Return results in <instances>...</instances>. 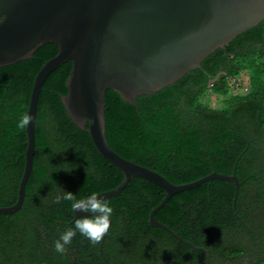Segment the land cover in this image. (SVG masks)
I'll return each mask as SVG.
<instances>
[{
  "label": "trees",
  "instance_id": "16d2710c",
  "mask_svg": "<svg viewBox=\"0 0 264 264\" xmlns=\"http://www.w3.org/2000/svg\"><path fill=\"white\" fill-rule=\"evenodd\" d=\"M57 52L48 43L30 59L0 68V207L17 200L27 141L17 123L27 113L37 72ZM71 66L62 63L41 86L24 198L16 212L0 214V264H106L99 244L78 232L66 254L54 251V242L76 219L72 202L53 203L55 197L65 190L85 199L123 180L65 112L61 96L67 94ZM243 75L248 90L234 93ZM136 102L137 109L106 90L105 137L111 149L173 184L235 170V213L230 181L213 179L173 194L154 217L193 244L191 253L188 245L148 224L164 190L133 177L105 199L114 211L104 256L111 264H264V21L209 54L198 69Z\"/></svg>",
  "mask_w": 264,
  "mask_h": 264
},
{
  "label": "water",
  "instance_id": "95a60500",
  "mask_svg": "<svg viewBox=\"0 0 264 264\" xmlns=\"http://www.w3.org/2000/svg\"><path fill=\"white\" fill-rule=\"evenodd\" d=\"M0 14V68L30 59L45 44L58 48L34 78L27 110L33 119L25 129V163L17 200L12 206L0 207V214L10 215L21 207L35 153L41 86L50 72L67 61L72 66L67 94L61 96L65 112L76 127L89 134L97 152L123 175L116 188L98 194L101 198L118 195L133 177L162 188L165 196L150 210L148 224L188 245L191 253L196 248L193 244L154 217L173 194L213 179L230 181L236 188L235 213V170L230 175L213 171L179 185L115 153L105 137V92L114 91L137 109L136 97L151 95L198 69L209 54L264 21V0H0ZM73 214L75 218L91 215ZM104 239L98 255L111 264L102 252Z\"/></svg>",
  "mask_w": 264,
  "mask_h": 264
},
{
  "label": "clouds",
  "instance_id": "9594fccd",
  "mask_svg": "<svg viewBox=\"0 0 264 264\" xmlns=\"http://www.w3.org/2000/svg\"><path fill=\"white\" fill-rule=\"evenodd\" d=\"M32 119L30 114H23L17 123V128L27 129ZM61 201L72 202L71 209L74 213H91V215L76 218L73 227L67 228L54 242V251L61 255L66 254L67 246L71 245L77 232L93 245L101 243L111 227L110 217L114 211L108 201L97 193H92L85 199H77L75 194L65 190L55 197L53 203L59 204Z\"/></svg>",
  "mask_w": 264,
  "mask_h": 264
},
{
  "label": "rangeland",
  "instance_id": "374dc122",
  "mask_svg": "<svg viewBox=\"0 0 264 264\" xmlns=\"http://www.w3.org/2000/svg\"><path fill=\"white\" fill-rule=\"evenodd\" d=\"M247 90H248V84H247L246 76L243 75V84L238 90H234V93H246ZM207 97H208V99L210 100L211 103H213V104L216 103V98L217 97L215 95L209 94Z\"/></svg>",
  "mask_w": 264,
  "mask_h": 264
},
{
  "label": "flooded vegetation",
  "instance_id": "af4514ba",
  "mask_svg": "<svg viewBox=\"0 0 264 264\" xmlns=\"http://www.w3.org/2000/svg\"><path fill=\"white\" fill-rule=\"evenodd\" d=\"M220 73H223V72H219V73H217L216 76H214L213 78L210 79V81H211V80L214 81V80L218 77V75H219ZM210 81H209V82H210ZM213 81H211L210 83H212Z\"/></svg>",
  "mask_w": 264,
  "mask_h": 264
}]
</instances>
